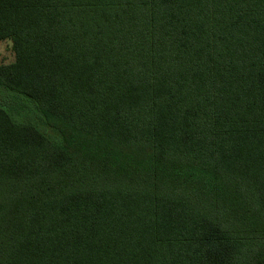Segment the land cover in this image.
I'll return each mask as SVG.
<instances>
[{
  "label": "trees",
  "instance_id": "trees-1",
  "mask_svg": "<svg viewBox=\"0 0 264 264\" xmlns=\"http://www.w3.org/2000/svg\"><path fill=\"white\" fill-rule=\"evenodd\" d=\"M0 264H264V0H0Z\"/></svg>",
  "mask_w": 264,
  "mask_h": 264
},
{
  "label": "rangeland",
  "instance_id": "rangeland-1",
  "mask_svg": "<svg viewBox=\"0 0 264 264\" xmlns=\"http://www.w3.org/2000/svg\"><path fill=\"white\" fill-rule=\"evenodd\" d=\"M14 62L15 53L12 42H0V65L12 64ZM0 107L7 111L15 123L34 125L53 143H62L58 132L46 124L36 104L27 97L0 86Z\"/></svg>",
  "mask_w": 264,
  "mask_h": 264
}]
</instances>
